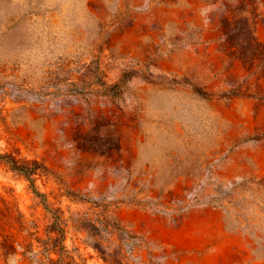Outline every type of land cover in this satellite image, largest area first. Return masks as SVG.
Masks as SVG:
<instances>
[{
  "label": "rangeland",
  "instance_id": "374dc122",
  "mask_svg": "<svg viewBox=\"0 0 264 264\" xmlns=\"http://www.w3.org/2000/svg\"><path fill=\"white\" fill-rule=\"evenodd\" d=\"M192 206L264 264V0H0V264H177Z\"/></svg>",
  "mask_w": 264,
  "mask_h": 264
},
{
  "label": "crops",
  "instance_id": "0c3cea01",
  "mask_svg": "<svg viewBox=\"0 0 264 264\" xmlns=\"http://www.w3.org/2000/svg\"><path fill=\"white\" fill-rule=\"evenodd\" d=\"M172 218L151 214L152 236H158L160 243L177 264H200L203 252L208 249L203 241L211 234L206 224L211 214L198 206L188 207ZM204 245V246H203Z\"/></svg>",
  "mask_w": 264,
  "mask_h": 264
},
{
  "label": "clouds",
  "instance_id": "9594fccd",
  "mask_svg": "<svg viewBox=\"0 0 264 264\" xmlns=\"http://www.w3.org/2000/svg\"><path fill=\"white\" fill-rule=\"evenodd\" d=\"M222 11H223V9H222V7L219 4L207 3L205 6H203L200 9V15L202 17H205L206 18L205 22L208 23L209 20L207 18L210 17V14H212L214 12L215 13H220Z\"/></svg>",
  "mask_w": 264,
  "mask_h": 264
}]
</instances>
